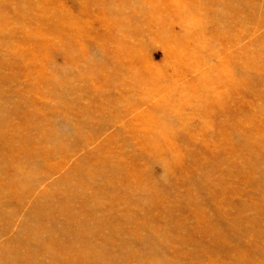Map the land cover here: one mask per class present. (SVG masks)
Instances as JSON below:
<instances>
[{
    "label": "rangeland",
    "instance_id": "obj_1",
    "mask_svg": "<svg viewBox=\"0 0 264 264\" xmlns=\"http://www.w3.org/2000/svg\"><path fill=\"white\" fill-rule=\"evenodd\" d=\"M0 264H264V0H0Z\"/></svg>",
    "mask_w": 264,
    "mask_h": 264
}]
</instances>
